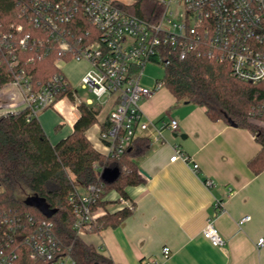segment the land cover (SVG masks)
<instances>
[{
  "label": "built area",
  "instance_id": "1",
  "mask_svg": "<svg viewBox=\"0 0 264 264\" xmlns=\"http://www.w3.org/2000/svg\"><path fill=\"white\" fill-rule=\"evenodd\" d=\"M15 1L17 20L5 24L0 19V64L7 65L11 78L6 86L16 88L28 119L38 118L40 112L68 99L71 85L63 72L67 58L87 61L91 69L82 78L81 88L92 93L96 103L112 105L110 126L100 133L103 151L98 152L106 158L122 157L140 138L160 145L165 141V128L179 130L177 120L159 127L141 108L142 100L164 88L163 80H156L152 88L143 85L144 70L151 63L169 65L166 53L182 61L194 56L227 65L236 79L264 84V0H151L162 8L155 22L132 13L130 0ZM53 49L64 55L55 63L57 71L45 82L34 81L23 66V53L33 52L28 60L34 63ZM4 88L0 89V105L7 97ZM74 99L75 107L95 103L81 100L75 90ZM176 160L191 162L181 149L171 158V162ZM194 169L199 166L194 164ZM102 193L100 186H74L68 204L78 236L88 234L100 216L135 209L130 199L122 197L112 208H103L99 206ZM249 220V216L242 218L240 225ZM53 230L52 222L33 215L0 212V264H19L24 249L38 261L76 264ZM203 234L215 247L226 243L210 220ZM257 245L263 247L264 238ZM171 255L170 248H163L164 259Z\"/></svg>",
  "mask_w": 264,
  "mask_h": 264
},
{
  "label": "crops",
  "instance_id": "2",
  "mask_svg": "<svg viewBox=\"0 0 264 264\" xmlns=\"http://www.w3.org/2000/svg\"><path fill=\"white\" fill-rule=\"evenodd\" d=\"M143 85L152 88L155 84ZM3 91L7 97L0 113L21 112L24 105L16 88L8 85ZM111 108L107 105L106 115L87 132L99 152L103 151L101 124L108 120ZM141 108L159 127L177 120L179 130L165 128V141L151 143L149 153L137 161L145 182L127 188L135 206L132 215L118 227L81 238L114 264H145L148 260L160 264H264V246L257 245L264 238V171L255 174L249 167L262 146L253 133L229 122L211 121L205 109L178 102L165 87L142 100ZM79 117L78 108L66 98L38 115L52 145L74 132ZM176 149L191 162H171ZM119 197L112 192L107 200L114 202ZM246 216L250 220L240 225ZM209 220L225 239L223 247H215L205 238ZM165 247L172 251L168 259L163 257Z\"/></svg>",
  "mask_w": 264,
  "mask_h": 264
},
{
  "label": "trees",
  "instance_id": "3",
  "mask_svg": "<svg viewBox=\"0 0 264 264\" xmlns=\"http://www.w3.org/2000/svg\"><path fill=\"white\" fill-rule=\"evenodd\" d=\"M131 12L151 22L158 20L161 6L151 0H131ZM0 19L5 23L17 20L15 0H0ZM23 66L36 82L47 81L56 71L55 63L64 55L56 49L41 60L30 63L33 52L23 53ZM66 58V57H65ZM170 64L165 67L164 87L178 102H189L203 109L213 122L230 120L238 128L248 129L262 146L261 152L249 162L255 174L264 171V84H251L232 76L229 66L214 61L166 53ZM71 61L70 58H67ZM11 78L5 63L0 64V89ZM38 86L39 84H35ZM63 95L61 96V98ZM68 99L75 103L70 86ZM80 117L74 132L58 144L52 145L38 118L28 119L26 111L0 116V212L30 214L39 220L53 223L54 236L64 246L76 264H114L87 244L74 229L76 218L68 201L75 185L102 187L99 206L107 208V196L117 192L129 199L127 188L141 185L145 179L139 173L137 161L151 150V142L140 138L120 158H106L88 140V130L99 124L104 106L99 103L77 106ZM110 126L101 124L102 131ZM106 169H117L113 181L103 177ZM30 197L44 199L51 209H57L52 218L26 204ZM134 210L123 209L100 216L88 233H98L108 227H118ZM19 264H50L35 260L28 249L20 255Z\"/></svg>",
  "mask_w": 264,
  "mask_h": 264
},
{
  "label": "rangeland",
  "instance_id": "4",
  "mask_svg": "<svg viewBox=\"0 0 264 264\" xmlns=\"http://www.w3.org/2000/svg\"><path fill=\"white\" fill-rule=\"evenodd\" d=\"M90 69L91 65L85 60H71L69 62L64 63L63 65V72L67 77L71 87L75 89L78 97L83 101L91 99L92 101L97 102V98L92 93L87 90H83L80 86L82 78L87 74L88 71H90ZM165 74L166 73L164 66L151 63L144 70L142 84H154L156 80H163ZM106 113L107 106H104V111L101 115V118H103ZM0 116H2L1 113Z\"/></svg>",
  "mask_w": 264,
  "mask_h": 264
},
{
  "label": "water",
  "instance_id": "5",
  "mask_svg": "<svg viewBox=\"0 0 264 264\" xmlns=\"http://www.w3.org/2000/svg\"><path fill=\"white\" fill-rule=\"evenodd\" d=\"M229 123L236 127V125L230 120ZM119 175L117 169H106L103 173V177L107 181H113ZM26 204L39 210L45 217L52 218L56 213L57 209H51L44 199L38 197H30L26 200Z\"/></svg>",
  "mask_w": 264,
  "mask_h": 264
}]
</instances>
